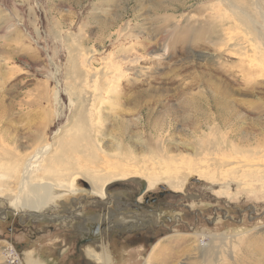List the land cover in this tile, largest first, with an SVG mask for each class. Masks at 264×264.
I'll list each match as a JSON object with an SVG mask.
<instances>
[{"label": "rangeland", "instance_id": "1", "mask_svg": "<svg viewBox=\"0 0 264 264\" xmlns=\"http://www.w3.org/2000/svg\"><path fill=\"white\" fill-rule=\"evenodd\" d=\"M221 16L242 56L214 45L209 24ZM199 26L206 31L191 34ZM86 68L109 75L88 81ZM86 96L100 104L96 126L109 138L129 115V134L147 147L126 142L142 176L107 185L106 204L78 178L76 193L58 192L29 216L3 195L17 184L0 165V264H94L82 247L98 241L101 264H264V0H0V163L42 145L54 152ZM56 170L34 181L67 177ZM122 210L118 219L137 225L106 219ZM83 215L103 221H91L99 238L78 254Z\"/></svg>", "mask_w": 264, "mask_h": 264}, {"label": "bare ground", "instance_id": "2", "mask_svg": "<svg viewBox=\"0 0 264 264\" xmlns=\"http://www.w3.org/2000/svg\"><path fill=\"white\" fill-rule=\"evenodd\" d=\"M154 8H157V10H158L159 7L154 6ZM222 17L223 16L219 17L218 20H216L217 23L218 22L220 23L218 25L219 28L216 26V24L214 22H213L214 24H209L212 31L215 32V34L212 36V39L215 40L214 45L217 47L219 46L218 48H221L218 50L221 53H226V54L227 53H234L236 55L238 54L239 56H242L243 53L241 51L237 50V47H236L237 42H235V40H234L235 37L233 38V36L230 34L231 32H229V29L225 27V22L227 20L226 17L225 18H222ZM197 28H198V30H196V31L193 28H191L190 29L191 34L200 35L201 30L206 31V28L204 29V27H202V26H199ZM184 43L185 44L189 43V38L187 36L184 37ZM125 49H127V48H125ZM124 51L125 50H123V49L121 51H119L120 56H121V57L120 56L119 57L121 59L122 58L127 59V56L125 55V53H127V52L126 51L124 52ZM236 55H234V56H236ZM130 61L137 64L139 59L135 58V59L130 60ZM118 70H119V68H118ZM83 73L84 74L82 76H84L85 79H89L88 81L93 80L92 82H95L97 79H100V78H105L107 75H109L106 72H94L93 73L91 70H88L87 68L84 69ZM79 75L81 76V74H79ZM115 80H117L116 76H115ZM100 83L102 84V86L100 89H98L99 94L95 95L96 101L99 98L100 99L103 98V90L108 85L106 80H105V83H102V82H100ZM139 96H140V94L136 95V100H137V97H139ZM82 101H83V103L84 102L86 103V106L82 105L83 107L81 106L78 108L79 109V110H77L78 112H76L74 115L75 121L74 122L72 121L73 123L71 122L72 125L70 124L71 126L68 129H66V128H65L66 130L61 129V130H58V132L56 133V134H58L59 132H61V135L57 139L58 144H57L54 152H53V149L49 145H45V146L42 145L40 147H37L36 149L31 150L30 155H28L29 153L27 154L28 156L25 155L26 158L24 156H22L25 158L24 160H22L23 158L21 159L18 156H16L17 157L16 158L14 156L15 155L14 154L13 155L14 159L12 158L11 160H8V161H10V166L8 165V162L7 163L4 162L2 164L0 163L1 166L3 165L2 169H6L7 167H9L8 171H11L14 174L12 176L13 180H15L14 184H17L16 192L14 191L13 188H10V189H7L9 191V194L7 195L5 190H3L5 193L3 195L4 196L6 195L10 199L11 198H18L20 200L21 209L28 211L29 216H35L37 214H40L43 211V209H46L49 197H51L52 195H54L58 192L59 193L62 192V194L63 193H71V194L76 193L77 191H75L76 189L74 187V184L78 178H83L88 183V185H89L91 191L94 193V197L97 201L102 200L103 204H106L107 199H106L104 188L107 185H109L113 182L119 181V180H128L130 178H137V177L142 176V174L139 172V169H136L135 166L133 165V164H136L135 161L137 160L135 157L136 155L134 153V148L132 146L126 144V142H129L128 140L131 138H136V142L138 144L137 147H140V148L143 147L144 150L147 147H145L146 145L145 146L143 145V142L141 140V135H142L141 133H139L137 131H132L131 132L132 135L129 134L130 128H128L127 125H128V123H130L131 120H129V119L125 120L124 119L125 116L127 117L129 115L118 113V114H120V116H119L120 118L113 121V124L116 125V128L118 130L116 132L117 135L115 137L109 138L108 133H105V131L104 132L101 131L100 128L98 126H96V124L99 123L96 121L99 119V116H101L102 121H104L102 118L103 115L101 114L103 110H101V108L99 107L100 104H99V106L97 104L98 107L96 105L94 107L93 104H91V103H93L94 98H92V99H91V97L87 98V96ZM216 101L217 100H215V103H216ZM191 105H195V104L191 103ZM192 108L195 110V107H192ZM110 109L116 111V109L112 106L110 107ZM122 109H124V108H120L118 110L122 111ZM198 112H197V114H198ZM167 113H169V112H167ZM220 115H222V112H219V117H221ZM138 123L139 122H135V123L133 122V127H136V125ZM157 123H158V121L155 122V124H157ZM153 127H152V129H153ZM154 128L156 131V127H154ZM105 139L109 140L108 142H106L107 143L106 150L102 149V147H101L102 141ZM31 140H33V138H31ZM157 147L160 148L162 146L158 145ZM41 158H42L43 163H39V161H41L39 159H41ZM232 163L233 162L223 161L224 166H230V164H232ZM1 166H0V168H1ZM233 166H234V164H233ZM18 168H20L19 173L17 170ZM56 169H60V170L62 169L63 175H64L63 171L67 172V177L63 180L61 179L62 180L61 182H57L55 184H52L50 182H47L48 180L45 182L39 181L38 183H36L34 181L35 178H33V173H37V172H41V171H46V172H48V174L49 173H55ZM233 169H235V168H233ZM198 173L200 174V172H198ZM153 174L154 173H152V176H153ZM153 177L157 178L156 176H153ZM162 179L169 182L171 184V188L173 190L174 189L178 190L183 185V179L181 177L180 178L177 177L178 180L180 179V181H178L177 183H174V181L171 180L174 178H168V177L164 176ZM154 181L152 180V183ZM149 186L151 187V185H149ZM122 203H124V202H122ZM122 208H123V206H122ZM123 210L121 211L120 216H119V213H118V215H114V216L112 213L106 214V219L108 221L111 219H115L113 224H115L116 226L117 225L121 226L124 221L122 219H118V218H121L124 216L125 211H123ZM47 211H49V210H47ZM80 213H81V211H78V212L74 213V215L75 214L79 215ZM74 215H72V216H74ZM102 217H104V216H102ZM88 221H90V224H91V221L92 222L96 221L97 223H99V222H102L103 219H101V217L98 220L96 218H94V219L89 218ZM128 221L129 220L127 219L126 222H124V223H126L125 225L130 224ZM84 222L86 223V221H84ZM130 225H131V227H134L132 225H137V224L133 223ZM224 239L225 238L223 237V235L221 236V238H219V240H221V241H223ZM211 240H215V239L212 238ZM98 242H94L90 245H87L88 249L86 247H83L84 256L86 258L92 259L93 263L96 262L94 264H99L97 262V258L101 259V260L103 259V257L100 255H99V257H97L98 255L96 254V251H95V246L96 247L98 246ZM100 242H101V240H100ZM202 253L205 254V257H207L206 259H208V258L210 259L214 255L215 252L211 249V247H207V248H202ZM206 259L203 258V260H206ZM89 262H91V261L89 260Z\"/></svg>", "mask_w": 264, "mask_h": 264}, {"label": "flooded vegetation", "instance_id": "3", "mask_svg": "<svg viewBox=\"0 0 264 264\" xmlns=\"http://www.w3.org/2000/svg\"><path fill=\"white\" fill-rule=\"evenodd\" d=\"M74 215V214H73ZM85 215H83V216H80L78 219H80V220H83V218H85V221H86V223L85 222H83V224H85L84 226H85V228L87 229V227L89 226V229H88V231H86V232H81V239L79 240V242H77V244H76V253H78L79 254V249L81 248V246H83V244H85V243H89V242H91L92 240H96V239H98L99 238V234H97L98 232H96L95 231V225L97 224H90V221H88L89 219L88 218H91V217H84ZM71 217H73L72 215H71ZM92 219H94V218H92ZM84 221V220H83ZM88 222V223H87ZM99 224H101V223H99ZM92 228V230H91V228ZM109 227H111V228H113V227H115V226H113V225H110ZM109 227H105V230H109ZM117 228H119V227H117ZM85 229V230H86ZM104 229V228H103ZM82 231V230H81ZM118 233H120V232H118ZM123 233H127V232H122V234ZM140 234H141V232L140 231H137V232H135V233H132V236L134 237V238H138L139 236H140ZM83 248V247H82ZM77 254V255H78ZM104 259V258H103ZM102 259V260H103ZM102 260L100 261V260H97V261H99L98 263H102Z\"/></svg>", "mask_w": 264, "mask_h": 264}, {"label": "water", "instance_id": "4", "mask_svg": "<svg viewBox=\"0 0 264 264\" xmlns=\"http://www.w3.org/2000/svg\"><path fill=\"white\" fill-rule=\"evenodd\" d=\"M96 230L98 229V224L95 225Z\"/></svg>", "mask_w": 264, "mask_h": 264}, {"label": "crops", "instance_id": "5", "mask_svg": "<svg viewBox=\"0 0 264 264\" xmlns=\"http://www.w3.org/2000/svg\"><path fill=\"white\" fill-rule=\"evenodd\" d=\"M87 229H89V226H88V228Z\"/></svg>", "mask_w": 264, "mask_h": 264}]
</instances>
